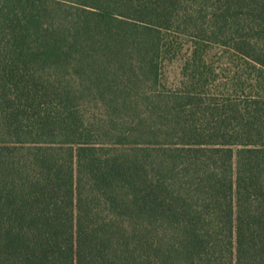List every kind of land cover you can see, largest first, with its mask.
Returning <instances> with one entry per match:
<instances>
[{
  "label": "trees",
  "instance_id": "trees-1",
  "mask_svg": "<svg viewBox=\"0 0 264 264\" xmlns=\"http://www.w3.org/2000/svg\"><path fill=\"white\" fill-rule=\"evenodd\" d=\"M0 264H264V0H0Z\"/></svg>",
  "mask_w": 264,
  "mask_h": 264
},
{
  "label": "rangeland",
  "instance_id": "rangeland-1",
  "mask_svg": "<svg viewBox=\"0 0 264 264\" xmlns=\"http://www.w3.org/2000/svg\"><path fill=\"white\" fill-rule=\"evenodd\" d=\"M216 50H214L215 52ZM181 59H174L173 61H168L165 64L164 68V77L166 81L170 83L176 82L180 78V71H181Z\"/></svg>",
  "mask_w": 264,
  "mask_h": 264
}]
</instances>
